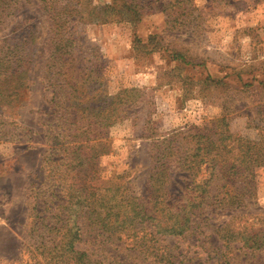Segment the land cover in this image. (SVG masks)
Segmentation results:
<instances>
[{
    "label": "rangeland",
    "instance_id": "1",
    "mask_svg": "<svg viewBox=\"0 0 264 264\" xmlns=\"http://www.w3.org/2000/svg\"><path fill=\"white\" fill-rule=\"evenodd\" d=\"M43 5L0 0V264H34L30 227L42 226L40 208L61 202L46 183L61 166L53 160L67 145L62 133L77 135L70 146L87 153L80 168L95 176L91 185L142 198L154 214L183 205L192 175L181 167L200 129L264 136V0ZM237 151L224 139L201 165L194 180L207 182L205 201L182 236L155 235L161 262L149 254L152 240L139 250L96 230L79 249L101 264H264V166L239 206L213 168L238 161ZM81 210L76 223L94 226Z\"/></svg>",
    "mask_w": 264,
    "mask_h": 264
},
{
    "label": "trees",
    "instance_id": "2",
    "mask_svg": "<svg viewBox=\"0 0 264 264\" xmlns=\"http://www.w3.org/2000/svg\"><path fill=\"white\" fill-rule=\"evenodd\" d=\"M54 1L40 0L41 3H44V10L50 8ZM177 1L187 2V0ZM67 6L68 4L65 3L56 12H64ZM66 121L71 122L67 119ZM216 128L219 126L203 128L196 133L198 140L195 143L194 152L191 154L192 159L187 161L185 157L181 167L192 175L190 191L183 196L185 199V201L182 200L183 205L175 207L174 212L168 209L165 214L152 213L142 198H132L131 200L117 198L119 195L116 194L117 191L114 187H109L101 192L99 187L91 185L92 176H95L92 173L84 174L88 167L80 168L86 160L87 153L83 154L78 146H70L77 135L62 133V141L67 145L61 144V150L59 147L57 148L60 156L53 160L54 163H59L61 166L51 168L52 174L49 175L46 183L48 191L50 186L57 188V193H60L61 197L55 200H61V202L54 206L45 205L42 209L40 208L37 213L42 226L30 227L33 232L37 233L35 242L33 244L28 242L29 248L33 250L34 264H101L99 260L93 259L86 250H81L78 247V243L82 240L81 235L90 230H96V235L104 236L106 234L107 237H115L117 240L122 239L123 242L132 243L139 250H146L147 242L152 240L153 244L149 254L153 256L154 261L161 262L166 255L164 252L162 254L157 252L160 246L155 244L157 239L155 235L182 236L190 228L196 209L198 211L201 209L205 201L203 194L207 191V182L195 181L194 177L200 171L201 165L211 160L212 156L210 157V155L217 143L227 138L235 142L238 149L235 155L238 161L235 160L229 164L215 163L213 168L223 179L222 186L228 191L230 204L243 205L245 198L252 194V191L254 192L252 182L254 169L264 166V136L258 140H250L241 136H233L231 133L227 134L226 130L217 131ZM53 151L54 148H51V152ZM54 155L58 156L56 152ZM90 157L93 159L95 157L93 150ZM63 162L64 166H62ZM88 165L95 173L94 163L90 162ZM87 175L89 176L88 180L82 179V176ZM44 183L42 181L41 185ZM50 183L52 184L50 185ZM50 197H55L53 191H50L47 196V198ZM75 204L78 206L77 208H73ZM82 208H85L83 216H87V213L94 214L91 219L94 226H79L76 223L77 217H82L81 213L77 216V211ZM242 237L246 243L247 240H251L250 246L254 244L258 247L261 246L262 242L259 243L256 236L254 239L251 236ZM129 238L131 240H127ZM159 262L153 263L150 260L147 264Z\"/></svg>",
    "mask_w": 264,
    "mask_h": 264
}]
</instances>
